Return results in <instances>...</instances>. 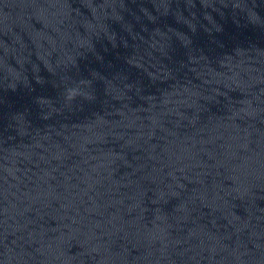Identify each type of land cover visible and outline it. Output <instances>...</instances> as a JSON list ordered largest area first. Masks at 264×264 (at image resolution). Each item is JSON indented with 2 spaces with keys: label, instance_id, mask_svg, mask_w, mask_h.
<instances>
[{
  "label": "water",
  "instance_id": "obj_1",
  "mask_svg": "<svg viewBox=\"0 0 264 264\" xmlns=\"http://www.w3.org/2000/svg\"><path fill=\"white\" fill-rule=\"evenodd\" d=\"M264 208V0H0V230Z\"/></svg>",
  "mask_w": 264,
  "mask_h": 264
}]
</instances>
